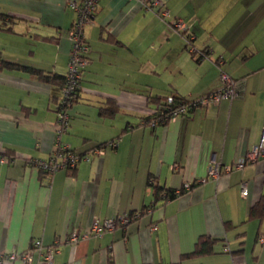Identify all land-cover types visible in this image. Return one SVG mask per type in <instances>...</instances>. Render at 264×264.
Masks as SVG:
<instances>
[{"label": "crops", "instance_id": "1", "mask_svg": "<svg viewBox=\"0 0 264 264\" xmlns=\"http://www.w3.org/2000/svg\"><path fill=\"white\" fill-rule=\"evenodd\" d=\"M159 1L168 17L136 0H99L84 29L89 65L69 128L57 139L76 13L68 0H0V59L14 66L0 69V158L9 160L0 163V253L31 250L26 264H46L31 249L39 241L55 247L52 264H264V219L248 218L264 194V157L206 178L212 161L233 165L264 134V0ZM179 22L196 50H211L207 59L194 60ZM219 56L238 81V96L166 125L144 123L151 98H200L219 89ZM109 101L114 113L102 114ZM112 140L114 148L72 171L47 176L28 164L59 146L83 153ZM184 183L195 186L155 200V187ZM133 213L141 214L100 237L70 242L94 220ZM202 236L217 239L213 252L181 260Z\"/></svg>", "mask_w": 264, "mask_h": 264}, {"label": "built area", "instance_id": "2", "mask_svg": "<svg viewBox=\"0 0 264 264\" xmlns=\"http://www.w3.org/2000/svg\"><path fill=\"white\" fill-rule=\"evenodd\" d=\"M140 5L145 9L149 10L152 7H159L160 10L158 15L161 18H165L169 16V12L165 7H162V4L159 0H136ZM97 0H81V2H77L76 0H68V5L75 11L76 18L72 24L70 31L68 32V40L70 42V52H69V63H68V73H67V82L66 86L63 89V100L60 102L61 110L66 107H71L70 98L74 96V89L78 85V81L80 79L79 69L83 68L87 65V61L82 57L83 54L88 52V46L85 42L84 29L87 24L92 20V15L96 10ZM179 29L184 30V26L181 22L176 24ZM191 51H195L191 49ZM222 65V61L218 63V66ZM221 88L216 90V92L211 95L204 96L198 98L193 106H206L208 103H217L222 99L232 100L237 94L235 91V84L231 80V78L223 71L219 74ZM168 103L172 102V99L169 98L167 100ZM188 106H181L178 109L171 112L165 119L168 122H175L181 116L186 115L188 111ZM159 112V106H156L152 113ZM57 139L58 135L65 131L68 126V116L63 111L57 113ZM157 121L158 119L155 118ZM156 120H151V126H155L157 123ZM114 148L116 143H108L106 147ZM100 148L93 151V154L103 155L105 148ZM264 157V134H262L259 143L247 153L246 156L240 158L233 165H221L218 162L212 161L207 170L206 178L217 179L220 175L224 173H230L233 169H241L246 164L255 162L258 158ZM80 158L77 155H74L72 152L68 151V146H59L53 154L48 159H31L28 161V164L37 170H43L49 173H54L59 170H66L70 168H74L79 162ZM84 160L88 161V158L85 157ZM9 160L7 158H0V163H8ZM190 183H184L182 188L185 191H189L191 188ZM179 196V190L175 191ZM242 197L247 196V190L245 185H242ZM154 209L153 204L145 209L148 213H151ZM141 213L133 214V219L138 218ZM129 216L121 215L116 219H108L104 222H99L98 220H94L91 228L88 232L83 233L81 236H78L77 232H73L70 235V242L75 243L78 240H86L90 238L92 235L100 237L103 233L113 231L117 223L125 225L130 222ZM32 250L38 251L40 253L41 260L46 264H52L53 255L56 252L55 247H44L41 242L36 241L33 243ZM16 259H20L23 263L31 262L32 254L31 250L24 253H16V252H8V253H0V264L8 261H14Z\"/></svg>", "mask_w": 264, "mask_h": 264}, {"label": "trees", "instance_id": "3", "mask_svg": "<svg viewBox=\"0 0 264 264\" xmlns=\"http://www.w3.org/2000/svg\"><path fill=\"white\" fill-rule=\"evenodd\" d=\"M99 2V0H97V3ZM97 3H96V6H97ZM143 8V7H142ZM144 9V8H143ZM160 8L158 7V12H159ZM95 14V12H94ZM94 14L92 15V17H94ZM176 26V23L175 25ZM182 30V29H180ZM182 32L184 33V35H186V42L188 45V50L190 51L192 57L194 58V60L196 62H200L202 60H205L209 57V55H211V50L210 49H202V50H196V48L192 45V36L189 34L187 35V31L185 30H182ZM85 36V34H84ZM85 42L87 43V40L85 39ZM87 46H88V43H87ZM191 49H194L195 51H191ZM89 50V48H88ZM82 57L87 61V65L84 66L83 68H80L78 71L80 73V79L78 81V85L77 87L74 89V96L72 98H70V102H71V107L73 106V104L77 101V97H78V94H79V91H80V87H81V80H82V75H83V72L86 70V68L88 67L89 65V61H88V52L86 54H83ZM222 61L223 63V59L221 56H219L216 61H215V65L216 67L219 69V73L221 71L225 72L224 70L221 69V67L223 66L222 65H219L218 66V63ZM68 63H69V60H68ZM3 67H14L13 64H9V63H6L4 61H2L0 59V69H2ZM67 73H68V65H67V71L65 73L64 76H62V84H61V95H60V98H59V101L56 105V114L60 111H63L64 113L67 114L68 116V126L66 127L65 131L60 133L58 135V139H59V136L63 133H66L67 132V129L69 128V109L71 108H66L64 107L62 110H61V106H60V102L63 100V96H62V93H63V89L65 88L66 86V82H67ZM230 78L231 80L234 82L235 84V91H236V94L237 96L239 95V90H238V81L236 79H234L233 77H231L227 72H225ZM36 74L39 76V78L45 82H49V83H53L54 82V77L50 74H46V73H43L41 71H36ZM221 88V86H220ZM219 88V89H220ZM218 90V89H216ZM215 91H212V92H209L208 94L204 95V96H209L211 95L212 93L216 92ZM202 96V97H204ZM151 98V97H149ZM171 98L172 99V102L171 103H168L167 100ZM201 98V97H200ZM198 98H187V97H182V96H179V95H175V94H170L168 96H165L163 98H158V99H154V98H151V100H149L150 102H153L154 103V108L156 106H159V112H156V113H151L149 114L148 116H146V118L144 119V123L148 124L151 126V120H156L155 118L158 119L157 123L155 126H151V127H156L158 125H166L168 123V120H166L165 118L171 114V112H173L174 110L178 109L179 107L181 106H188V111L186 113V115H189L190 113H192L196 108L198 107H202V106H193L192 103H194ZM153 108V109H154ZM114 110H115V104L113 101H109L107 103V107L104 108V110L100 111L102 114H109V113H114ZM185 116V115H184ZM182 117V116H181ZM58 119V117H57ZM57 136V135H56ZM112 143H116L115 140H112L111 141ZM108 144V142L106 143H103V144H100V145H97L95 147H93L92 149H90L89 151L87 152H83V153H79L73 149H71L69 146H68V151L72 152L74 155H77L80 160L79 162L77 163V165L80 163V162H83V161H87V160H84L85 157L88 158V161L91 160L94 156H97L96 154H93V151L94 150H97V149H100V148H103L106 147V145ZM77 165L74 167V168H70V169H66L67 171H72V170H75V168L77 167ZM38 172L42 173V174H45L47 176H51L52 173H49V172H46V171H43V170H38ZM195 186V185H194ZM193 184L191 187H194ZM176 190H172V189H165V188H160V187H155V191H154V195H155V200H163V201H167V200H171V199H174L175 197H177L178 195L176 194L175 192ZM179 192H180V195L183 194L185 191L184 188H180L179 189ZM134 214V213H133ZM133 214H129V218L131 220H133ZM248 218L249 219H264V194L261 195L260 199L250 208L249 210V215H248ZM135 219V218H134ZM217 239H210V238H207V237H200L198 239V241L195 243V248L194 250L191 252V253H188V254H184L182 255L181 257V260L183 259H188V258H192V257H199V256H203V255H208V254H211L213 252V245L216 243Z\"/></svg>", "mask_w": 264, "mask_h": 264}, {"label": "rangeland", "instance_id": "4", "mask_svg": "<svg viewBox=\"0 0 264 264\" xmlns=\"http://www.w3.org/2000/svg\"><path fill=\"white\" fill-rule=\"evenodd\" d=\"M73 107V106H72ZM72 107L69 109V111L68 112H70V110H72Z\"/></svg>", "mask_w": 264, "mask_h": 264}]
</instances>
